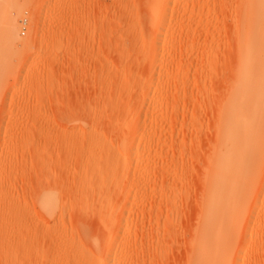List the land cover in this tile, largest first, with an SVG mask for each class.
<instances>
[{
	"label": "rangeland",
	"instance_id": "obj_1",
	"mask_svg": "<svg viewBox=\"0 0 264 264\" xmlns=\"http://www.w3.org/2000/svg\"><path fill=\"white\" fill-rule=\"evenodd\" d=\"M254 1L0 0V264H264Z\"/></svg>",
	"mask_w": 264,
	"mask_h": 264
},
{
	"label": "bare ground",
	"instance_id": "obj_2",
	"mask_svg": "<svg viewBox=\"0 0 264 264\" xmlns=\"http://www.w3.org/2000/svg\"><path fill=\"white\" fill-rule=\"evenodd\" d=\"M257 1L258 0H255L252 4H250V6H252V8L253 7L254 8H257V6H256ZM248 10H249V8H248ZM251 11H252V9H251ZM259 12H261L263 14L264 9H263V11H259ZM255 13L256 12H254L253 14H255ZM253 14H252V16H253ZM261 19H262V17H261ZM262 22L263 21H260L259 22V25L260 26H261V23ZM262 29L264 30V26H263ZM262 58H264V56ZM262 58L259 57V56H257L256 57V61H254L252 63V66L249 69L250 75L253 76L254 81L252 82V86L248 89V91H244V92H242V93H240V94H238L236 96L235 95H232L230 97L231 103L233 104L232 108L236 109L240 105V99L239 98H242L245 102L247 101L253 107L254 111H256L257 113H259L260 116L264 113V63L262 61ZM254 154L252 153V155H254ZM252 159H254V158H252ZM242 163L243 162H241V161H240V163L237 162V165L238 166L236 167V169H233V161L224 162L223 165H225V167L230 172L231 171H238L239 174H241V175L244 172L245 176L248 177V174L247 173H249V172H247V170H246L247 168H246L245 163H243V166H242ZM240 179H241V177H238V180H240ZM221 214H222V211H220V215Z\"/></svg>",
	"mask_w": 264,
	"mask_h": 264
}]
</instances>
